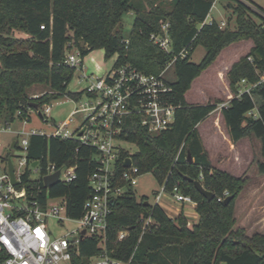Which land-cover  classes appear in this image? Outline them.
<instances>
[{
  "label": "trees",
  "instance_id": "16d2710c",
  "mask_svg": "<svg viewBox=\"0 0 264 264\" xmlns=\"http://www.w3.org/2000/svg\"><path fill=\"white\" fill-rule=\"evenodd\" d=\"M212 2L170 0L167 8L147 0L146 9L140 0H0L3 122H13L19 109L25 115L31 102L41 107L64 96L82 97L83 90L67 89L76 68L65 62V52L73 47L82 57L103 49L105 58L117 55L113 67L129 62L147 74H159L173 55L183 48L188 51L185 57L175 59L176 78L168 81L172 88L168 100L176 105L174 122L165 130L151 133L137 115L128 116L120 138L134 143L137 150L129 153L121 149L120 157L130 156L140 174L152 171L168 190L177 184L195 201L197 222L188 225L183 212L169 216L158 203H150L147 196L138 198L128 187L111 207L104 243H100L99 235L85 236L70 264H82L103 253L128 264H264V234L248 235L244 228L235 227V201L247 177L215 167L197 130V124L217 108V102L189 103L185 97L195 78L224 48L234 42L251 41L249 51L227 71L232 96L220 107V113L232 143L251 135L258 139L263 160L256 166L258 173L264 174V79L260 80L264 72V17L243 0H228L236 26L220 27L214 18L205 22ZM129 9L135 16L131 31L124 36L119 23ZM165 22L170 53L150 39L152 33L162 32ZM17 30L27 37L14 36ZM198 45L205 48V54L196 63L191 57ZM242 79L255 84L239 93ZM34 84L48 88L39 96H30L27 90ZM95 154V148L75 139L31 136L27 154L30 163H53L57 168L72 164L76 177L68 184L57 182L47 188L41 177L31 178L26 168L22 179L28 194L37 193L43 200L46 196H65L67 214L78 218L90 194L88 176L96 166ZM193 180H199L215 196L207 199ZM224 191L227 195L218 200ZM229 195L232 198L225 204ZM147 217L151 222L142 230V219ZM121 230H127V234L117 240Z\"/></svg>",
  "mask_w": 264,
  "mask_h": 264
},
{
  "label": "built area",
  "instance_id": "2783aa9c",
  "mask_svg": "<svg viewBox=\"0 0 264 264\" xmlns=\"http://www.w3.org/2000/svg\"><path fill=\"white\" fill-rule=\"evenodd\" d=\"M217 0H213L211 8ZM254 11L264 17V12L248 0H243ZM212 18H210V22ZM220 27L225 26L221 20ZM43 27V26H41ZM150 39L162 51L171 52V40L168 34V23L162 25V32L152 33ZM74 49V51H72ZM187 48H183L166 64L159 74H147L139 70L129 62H124L113 67L103 76L83 74L85 82L83 87L86 100L70 98L77 103L69 116L61 122L54 124V130L46 133L43 130L31 128L13 131L9 122L0 125L1 134H11L12 139L6 143L0 139V264H70L74 254H78L80 241L87 235H99L101 244L106 240L105 230L107 218L111 212V200L124 194L128 187H133L140 176L139 167L133 164L124 166L127 157H120V150L124 149L120 138L123 123L128 116L137 115L141 125L149 132L158 133L169 128L175 119L176 105L168 100L171 92L169 79L166 77V69L173 65L177 57H185ZM65 62L70 66L82 65V56L77 48L68 49L65 52ZM264 79V72L260 74V80ZM239 93L249 91L255 83H248L242 79ZM227 103V102H226ZM226 103H222L221 106ZM220 106V107H221ZM28 110H33L42 119L49 121L52 118L49 103L37 108L29 106L25 115L19 109L16 111V119L23 124L30 121ZM78 112L83 113V120L75 130H68L67 125L72 121V116ZM33 135L54 136L62 139H75L81 144L96 149L94 159L95 169L89 174L90 194L83 202V212L78 218L70 217L66 212V197L57 196L41 199L37 193L27 192L22 175L26 168L38 174L42 178L59 170L57 182L70 183L76 177L75 165H64L57 168L53 163L44 166L38 163L35 166L27 157L30 137ZM15 148L21 149L23 155L18 158V168L15 167L10 156ZM5 149V150H3ZM131 158V157H130ZM8 160H11L16 183H13L8 169ZM122 162V169L119 164ZM44 168V172H43ZM32 178V177H31ZM227 195L218 197L221 200ZM164 196H169L179 203L196 205L193 198L182 193L177 184L168 190L164 184H159L154 193V203H159ZM53 219L59 225L73 223L75 227L54 234L48 221ZM151 222V217L142 219V230H145ZM82 230H85L82 234ZM127 230H121L117 234V240L122 239ZM103 246V245H102ZM82 264H128L121 260L110 258L103 253L90 258Z\"/></svg>",
  "mask_w": 264,
  "mask_h": 264
},
{
  "label": "rangeland",
  "instance_id": "374dc122",
  "mask_svg": "<svg viewBox=\"0 0 264 264\" xmlns=\"http://www.w3.org/2000/svg\"><path fill=\"white\" fill-rule=\"evenodd\" d=\"M139 1V0H138ZM143 5L146 6V9L149 8L147 0H140ZM153 3H161L168 8L170 5V0H151ZM250 3L259 7L264 11V0H248ZM228 0H217L215 5L211 8L209 16L214 18L216 21L220 22L221 20L225 21V26L234 28L235 16L232 14L230 6H228ZM134 11L132 9L127 10L119 23L122 34L127 36L132 29V23L134 19ZM256 18V17H255ZM258 19V18H257ZM224 26V27H225ZM14 36L25 38L27 35L21 31H14ZM251 41H239L234 42L224 48L219 54L215 62L210 65L206 70H204L200 76L195 78L192 82L190 89L186 92L185 97L189 103H206V102H217V108L214 110L213 116L216 120L220 116V106L222 103H226L228 99L232 96L228 88V78L227 71L228 69L224 66L232 64L240 56L246 54L250 47ZM74 51V49L72 50ZM205 54V48L202 45H198L192 54V61L198 63ZM117 55H113L109 58L104 57L103 49H95L88 52L82 57V65L77 66L74 70L73 77L68 84L67 89L70 91H80L83 89L85 82L83 81V74H94L95 76H103L109 70L113 68L114 61L116 60ZM166 77L169 80H175V72L173 65L169 66L166 69ZM243 85H239V88ZM47 86L44 84H34L27 91L30 96H39L45 90ZM87 98L85 95H82L81 100L85 101ZM51 106L52 118L49 121H42V119L35 113V111L28 110V115L30 121L26 124H23L21 120L15 119L13 122H9V126L13 131L29 130L31 128H36L38 130H43L46 133L52 132L54 130V124L63 121L66 119L70 112L76 107L77 103L70 101L66 96L59 99H54L49 102ZM72 121L69 125L66 126L68 130H75L83 120V113L78 112L72 117ZM4 112L2 111L0 115V125L4 124ZM210 120V119H209ZM208 120V121H209ZM204 133V131H203ZM0 139L8 143L12 139L11 134H1ZM207 147H209L211 157L216 162L217 152L225 151L226 155L229 153V148L223 142L219 143L220 145L215 147L212 146V141L205 136L204 138ZM239 156H235V153H232L231 156H226L225 160L222 161L224 164L220 165L222 168L231 172L236 176L247 177V182L245 187L236 197V222L235 227L238 224L245 223L246 225L253 226L254 221L259 219V217H264V174L258 173L256 167V160L259 157L258 144L256 139L251 135L246 138H242L239 141ZM122 147L126 149L129 153H133L137 150V146L131 142H123ZM217 149V150H216ZM5 150V149H3ZM3 151L0 150V154ZM23 155L21 149L15 148L11 151L10 156H12V161L15 164V167L19 170H23L24 167L18 168V158ZM218 167V168H221ZM38 174L34 171L31 172L32 178H37ZM159 183L154 176L152 171L145 172L140 174L138 177L137 183L132 187L135 195L140 198L142 196H147L150 203H154V193L158 190ZM166 199H162L160 205L162 204L165 209L168 210L167 205L164 203ZM190 203L184 204L185 212H194L195 210L191 207ZM170 212V211H169ZM190 215V214H188ZM191 218V217H189ZM261 224L264 226V219L261 220ZM49 226L52 228L54 234L59 235L63 232L70 230L75 227L73 223H65L64 225H59L53 219L48 221ZM188 225H192L188 223ZM257 228H253L255 231ZM245 233L247 234L246 228H244ZM252 231V230H251ZM63 264H69L64 262Z\"/></svg>",
  "mask_w": 264,
  "mask_h": 264
},
{
  "label": "crops",
  "instance_id": "0c3cea01",
  "mask_svg": "<svg viewBox=\"0 0 264 264\" xmlns=\"http://www.w3.org/2000/svg\"><path fill=\"white\" fill-rule=\"evenodd\" d=\"M210 18H212V17H210L209 14H208L206 20L209 21ZM250 45H252V43ZM230 65H231V63L228 64L227 66L223 65V67H226L227 69H229ZM213 113H214V111L211 112L204 120H202L201 122H199L197 124V130H198V132L200 134V137L202 139L203 145H204L205 149L208 152V155H209V158H210L212 164L215 167L218 168V167H221L220 165L224 164L222 161L225 160L227 155L231 156L232 153H235V156H239L238 152H239V145H240L239 141L240 140H238L236 143H232V141L230 140L229 135L227 133V130H226L223 118L221 116V113H220V116H219L218 120H216V118L213 116ZM203 131H204V133H203ZM205 136L207 137V139L209 138L212 141V146L211 147H215L216 146V148H217V146L220 145L219 143L223 142V144L228 146V148L230 150L229 151L230 154L226 155L225 151H224V153L223 152H217L216 153L217 157H216V162H215L213 160V158L211 157V154H210L211 150L209 149V147H207V144L205 143V140H204ZM256 141H257V144H258V152H259L260 143H259L258 139H256ZM261 160H263V159H262V157H261V155L259 153V157L257 158L256 163H257V161H261ZM221 169L226 170V169H224L222 167H221ZM263 177H264V175H263ZM245 185H244V187H245ZM163 198L166 199L165 200L166 202L164 204L167 205L168 210L165 209V207L162 204L160 205L161 201L158 204L167 212V214L169 216L175 217L180 212H183L185 214V216L187 217V219H188V223L193 224V223L197 222L198 214L196 213V211H194V212H185V210H184V204L185 203L176 202L173 199H171L169 196H164ZM191 207L195 210V205H192ZM236 211H237V209H236V201H235V206H234V216H235V218H236ZM188 214H190V215H188ZM189 217H191V218H189ZM262 219H264V217H259V219L254 221L253 226H250L249 224L246 225L245 223H242L241 225L238 224L237 227L246 228L248 235H251L253 233H262V234H264V226H263V224H261V222H262L261 220ZM254 227L257 228L255 231H253Z\"/></svg>",
  "mask_w": 264,
  "mask_h": 264
},
{
  "label": "water",
  "instance_id": "95a60500",
  "mask_svg": "<svg viewBox=\"0 0 264 264\" xmlns=\"http://www.w3.org/2000/svg\"><path fill=\"white\" fill-rule=\"evenodd\" d=\"M30 106L37 108L38 104L36 102H31ZM188 157H189V159L191 158L190 154L188 155ZM37 163H38V161H34L31 164H32V166H35ZM130 163H131V158L127 157L124 161V166H129ZM8 169H9V173H10V177H11L12 182L16 183V180L14 177V172H13V165L11 163V160H8ZM58 175H59V170L55 171L52 174L45 175L43 177V182H44L45 187L48 188V187L54 185L55 183H57ZM193 182H194L196 188L198 189V191L200 193H202L207 199H212L215 196V194L212 191L204 188L202 183L199 180H193ZM231 198H232V195H229L224 199L223 202L226 204L229 202V200ZM111 203L113 204L114 201L111 200ZM145 203H147V201ZM84 232H85V230H82V234H84Z\"/></svg>",
  "mask_w": 264,
  "mask_h": 264
}]
</instances>
